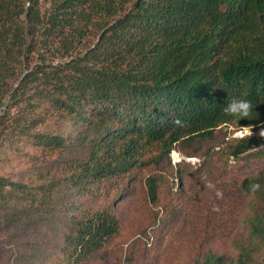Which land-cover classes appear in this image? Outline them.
I'll return each instance as SVG.
<instances>
[{
    "label": "trees",
    "instance_id": "obj_1",
    "mask_svg": "<svg viewBox=\"0 0 264 264\" xmlns=\"http://www.w3.org/2000/svg\"><path fill=\"white\" fill-rule=\"evenodd\" d=\"M233 98L253 104L248 118L223 112ZM222 126L252 135L191 148L206 157L178 177L196 188L159 224L216 241L194 264H264V168L226 167L264 160V0H0V264H132V250L108 248L117 201ZM13 158L21 166L3 172ZM213 182L246 202L241 230ZM164 183L145 176L147 201Z\"/></svg>",
    "mask_w": 264,
    "mask_h": 264
},
{
    "label": "rangeland",
    "instance_id": "obj_2",
    "mask_svg": "<svg viewBox=\"0 0 264 264\" xmlns=\"http://www.w3.org/2000/svg\"><path fill=\"white\" fill-rule=\"evenodd\" d=\"M231 129V126H222L216 131V136L213 139L195 142V144L192 145L193 147L185 146L183 149H172L169 153L168 161L166 158H162L160 162H157L158 164H150L148 169L144 170L141 174L139 173V177L141 175L143 176L141 179L135 178V180L131 181L130 192L125 194L124 199L116 203V212L120 219V231L118 235L111 240L108 247L109 250L115 247L122 249L120 252H117L115 256L119 257L132 250V254L134 255L131 260L132 264H194L193 260L195 261L199 255L203 257L207 250L213 248L216 241L205 244L191 231L187 232L186 235L185 231H178L175 229L178 232L175 234L168 231L165 227H162L159 223H161L164 218L167 224L169 223L168 219L171 213L167 215L168 206L171 203H178V196L176 193H178L181 188L185 190L186 188H196L194 182L189 177H183L184 182L180 181L178 177V172L180 170L179 166L184 165V161L195 166L201 163L206 155L199 154L190 156L187 152L191 148H197L200 153L204 148H207L210 152H222L220 149L225 147V144L230 142L233 137H237L236 131H232ZM197 144L199 147L196 146ZM213 159H216V155L213 156ZM20 166L21 162H18V158H13L10 163L6 162L5 165H2L1 170L8 173ZM233 166L236 167L237 173H247L248 170L250 171L254 169V167L255 169L264 168V160H252L246 162L245 167H237L234 158L232 156L227 157L226 167L231 168ZM159 171L163 174V178H166V183L159 187L157 201L152 203L147 201L148 198L144 179L148 174L157 173ZM208 184H210V182ZM208 188L209 187L205 188L206 191ZM223 188L221 183L215 184L213 182L210 189L214 190L216 197L218 196L217 192L220 193L218 196L220 202L222 204L227 203L224 208L231 210L232 207L234 211L236 210L238 218L234 216L233 224L234 232H237L236 229L241 230L243 223L248 219L249 210L246 208L245 201L238 202L235 198L225 201L222 194ZM184 205H186V202L176 210L182 211ZM155 221L156 223L153 225ZM231 234L232 233L227 234L225 239ZM167 235L169 239H167ZM42 237L45 236L43 234H35L33 239L39 240ZM154 251H158V253L156 252V256H154ZM216 253L219 254L220 250Z\"/></svg>",
    "mask_w": 264,
    "mask_h": 264
},
{
    "label": "clouds",
    "instance_id": "obj_3",
    "mask_svg": "<svg viewBox=\"0 0 264 264\" xmlns=\"http://www.w3.org/2000/svg\"><path fill=\"white\" fill-rule=\"evenodd\" d=\"M253 111V104L245 99H231L224 107L223 112L228 115L237 118V120L242 118H248ZM176 124H180L181 121L177 119L174 121ZM237 137L240 139L249 138L252 135L251 127L241 126L239 130L236 131ZM260 136L264 137V131L260 132ZM211 187V185H210ZM259 185H253L252 190L256 191L259 189ZM219 196L220 193L217 192Z\"/></svg>",
    "mask_w": 264,
    "mask_h": 264
}]
</instances>
